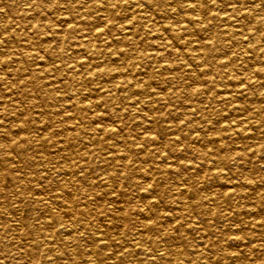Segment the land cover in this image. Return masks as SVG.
Segmentation results:
<instances>
[{"label": "rangeland", "instance_id": "rangeland-1", "mask_svg": "<svg viewBox=\"0 0 264 264\" xmlns=\"http://www.w3.org/2000/svg\"><path fill=\"white\" fill-rule=\"evenodd\" d=\"M0 264H264V0H0Z\"/></svg>", "mask_w": 264, "mask_h": 264}, {"label": "bare ground", "instance_id": "bare-ground-1", "mask_svg": "<svg viewBox=\"0 0 264 264\" xmlns=\"http://www.w3.org/2000/svg\"><path fill=\"white\" fill-rule=\"evenodd\" d=\"M90 1H92V0H90ZM105 2H112V3H114V1L115 0H104ZM166 1V0H165ZM188 3V2H187ZM251 3H252V1H251ZM167 4V3H166ZM263 4V3H262ZM134 6V5H133ZM100 8H101V6H100ZM195 9V7H193V9L192 10H194ZM90 12V11H89ZM197 12V11H196ZM139 13V12H138ZM141 21V20H140ZM16 29V28H15ZM73 30V29H72ZM72 30H70V31H72ZM237 39V38H236ZM26 45V44H25ZM244 59V58H243ZM68 73V72H67ZM231 75V74H230ZM23 82V81H22ZM125 82V81H124ZM119 84H120V82H119ZM114 85V84H113ZM28 89V88H27ZM221 113V112H220ZM159 117V116H158ZM102 132L104 133V134H111L112 133V129H108V128H102ZM219 140V139H218ZM14 143V142H13ZM105 143V142H104ZM12 147H14L13 149H15L16 151H19L20 150V148L22 147L23 148V145H22V143H21V141L19 140V141H17L16 143H14L13 144V146ZM22 150V149H21ZM51 163V162H50ZM69 166V165H68ZM68 168V167H67ZM69 172L72 170V167H71V165L69 166ZM127 169V168H126ZM67 185V182L65 183V182H63V186L65 187ZM66 189V188H65ZM75 194V193H74ZM228 194V193H227ZM230 194V193H229ZM30 196V195H29ZM228 196V195H227ZM229 196H231V194L229 195ZM230 198V197H229ZM63 202H64V204H63V206L68 210H70V212H71V214H72V219H73V221H74V223L75 224H79V223H82V225H84V224H86L84 221H82V219H90L91 217H92V210L91 209H89V210H86V214L87 215H85V217H81V212L79 213V210H81L80 208H79V206H78V204H77V199H75V196L73 195V193H71V192H65V194H64V197H63V200H62ZM87 203V202H86ZM11 206V205H10ZM146 228H148L149 227V225L147 226H145ZM214 244H216V243H213V245ZM216 246V245H215ZM209 248V247H208ZM201 251V250H200ZM168 253V252H167ZM174 253V252H173ZM183 253H185V252H183Z\"/></svg>", "mask_w": 264, "mask_h": 264}]
</instances>
